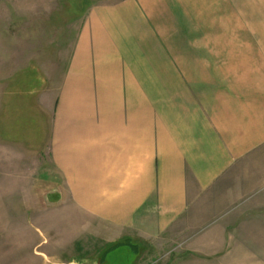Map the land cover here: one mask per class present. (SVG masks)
Instances as JSON below:
<instances>
[{"label": "crops", "instance_id": "1", "mask_svg": "<svg viewBox=\"0 0 264 264\" xmlns=\"http://www.w3.org/2000/svg\"><path fill=\"white\" fill-rule=\"evenodd\" d=\"M109 1L86 8L53 107L65 199L48 209L83 252L60 263L101 264L121 241L134 264L166 243L170 264H247L246 243L263 255L264 42H172L176 0Z\"/></svg>", "mask_w": 264, "mask_h": 264}, {"label": "rangeland", "instance_id": "2", "mask_svg": "<svg viewBox=\"0 0 264 264\" xmlns=\"http://www.w3.org/2000/svg\"><path fill=\"white\" fill-rule=\"evenodd\" d=\"M103 2L0 0V264H66L60 261L80 260L83 253L78 244L66 251L57 237L54 221L61 223L62 215L48 208L61 205L65 194L47 147L74 32L86 8ZM176 5L181 10L175 16L167 12L169 41L264 42V0H176ZM173 19L177 35L170 33ZM130 244H105L108 257L101 264H134L137 250ZM176 245L152 246L142 264H170ZM246 246L247 264H264L254 243ZM40 249L56 256L46 260L33 253Z\"/></svg>", "mask_w": 264, "mask_h": 264}]
</instances>
